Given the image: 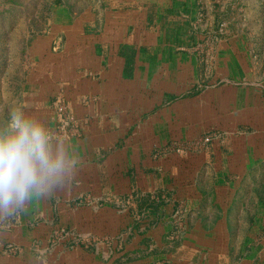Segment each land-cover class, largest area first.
I'll list each match as a JSON object with an SVG mask.
<instances>
[{"label": "crops", "instance_id": "crops-1", "mask_svg": "<svg viewBox=\"0 0 264 264\" xmlns=\"http://www.w3.org/2000/svg\"><path fill=\"white\" fill-rule=\"evenodd\" d=\"M113 1L120 8L105 18L84 11L69 20L49 19L42 31L32 28L26 34L17 27L9 35L0 21V83L21 84L17 99L53 129V104L60 94L87 123L82 137L71 140L82 161L76 179L43 199L47 205L41 212L52 214V199L70 207L83 194L102 195L105 182L118 195L133 196L140 210L141 199L160 201L163 219L143 235L155 242L154 252L138 257L130 245L126 259L122 253L106 258L102 245L100 253L76 249L80 258L68 264H264V78L243 63V49L232 44L230 31L218 48L220 70L235 82L213 80L201 91L197 58L182 50L200 42L199 28H189L191 20L207 27L200 20L201 3L217 26L236 1L242 11L243 0ZM57 36L63 40L58 52L52 50ZM4 93L0 101L8 99ZM210 131L220 136L206 152L183 158L186 163L153 157L156 146L178 134L194 140ZM184 169L189 178L183 181ZM39 203L33 200L21 218L39 212ZM180 209L188 218V233L169 247L168 222ZM74 211L71 218L84 231L111 219ZM40 234L22 221L13 231H1L0 241L28 245ZM53 255L42 263L28 252L14 258L0 251V264L67 260L61 263Z\"/></svg>", "mask_w": 264, "mask_h": 264}, {"label": "rangeland", "instance_id": "rangeland-1", "mask_svg": "<svg viewBox=\"0 0 264 264\" xmlns=\"http://www.w3.org/2000/svg\"><path fill=\"white\" fill-rule=\"evenodd\" d=\"M202 6L201 3L199 6L201 9L200 20L207 27L202 29V25H199L197 20H191L189 24V28H195L194 31L199 28L200 42L194 44V46L182 48V50L195 55L197 58L201 91L207 89V86L213 80L216 81L217 85L235 82L234 79L224 78L220 70L218 48L223 40L228 37V31L233 35L232 44H240L242 47V55L245 54L243 63H249L251 74L258 75L261 79L264 78V0H243V8L240 12L236 1L231 5L232 12H230V15L221 16L222 20L220 19L221 21L217 26H214L212 20L208 21L209 18L202 11ZM204 6L207 8V5L204 4ZM119 8L120 6H117L113 0H0V14H3L0 15V18H2L0 21L2 20L6 24L9 35L11 32L14 33L17 27H21L20 31L26 34L32 28L42 31L47 27L49 19L69 20L77 13L89 10L105 18L109 13L111 14V10ZM1 40L0 28V44ZM62 44L61 36H57L53 40L52 50L60 51ZM2 85L4 84L0 83V95L5 92L4 96L8 95V99L0 101V117L6 115L8 107L23 105V100L17 99L22 94L21 84L13 80L8 86L4 85V88ZM53 110L55 130L61 134H67L70 140L75 137H82V131L87 123L76 115L65 94L57 96L53 104ZM206 120L207 116L204 118L205 122ZM219 136L220 133L210 131L200 134L194 140H189L186 134L183 133L181 136L178 134V137L175 136L169 139L165 145L156 146L152 151L153 157L155 159L175 157L178 159V163L183 164L187 162L189 156L202 151L206 152L214 139ZM192 163L193 160L188 161L189 168H191ZM181 176L183 181L187 180L189 178L188 171L182 170ZM104 189L105 193L102 195H94L89 192L74 198L69 204L70 207L62 199H52L53 212L50 216L45 215V212H41L42 208L47 205V199H45L46 201L41 199L39 203L41 210L39 212H25L22 218L21 214H18L0 221V232L13 231L18 225L22 224V221L29 231L34 230L37 234L41 232L40 238L35 237L28 245L14 241H0V251L14 258L20 253L28 252L30 255L39 258V260L41 259L42 263L50 262L55 256L53 254L56 253V255H59L56 258L61 263L67 258L64 264H68L69 260L73 263L71 258H80V255L74 252L76 249L79 252L84 250L91 253H100L102 245L105 247L103 251L108 252V254H105L106 258L122 253L124 254L122 255L123 259H126L125 250L128 247L130 248V245L135 247L132 253L138 257L154 252L156 249L155 242L143 235L146 229L156 226L163 219V216L158 212L159 198L153 196L149 200L148 197L141 199L138 202L141 205L140 208H142L140 210L134 206L136 200L134 201L133 196L118 195L116 187H111L110 182H105ZM28 207L30 208V204ZM72 210H75V215L83 214L88 210L92 211L94 215L102 214L103 217H111V219L110 221H98L99 227L94 225L92 229L84 231L73 222L74 213H70ZM176 215L168 222L171 225L167 223L169 232L165 234V242L168 240L169 247L175 245L174 243L177 244L179 239L184 238L188 233V218L182 213L181 209L177 211ZM119 225H121V228ZM109 254L111 255L109 256ZM77 255L79 256L77 257Z\"/></svg>", "mask_w": 264, "mask_h": 264}, {"label": "clouds", "instance_id": "clouds-1", "mask_svg": "<svg viewBox=\"0 0 264 264\" xmlns=\"http://www.w3.org/2000/svg\"><path fill=\"white\" fill-rule=\"evenodd\" d=\"M81 163L67 134L24 105L8 107L0 117V221L69 188Z\"/></svg>", "mask_w": 264, "mask_h": 264}]
</instances>
